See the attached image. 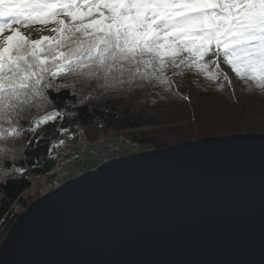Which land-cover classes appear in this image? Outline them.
Masks as SVG:
<instances>
[{
    "label": "water",
    "instance_id": "95a60500",
    "mask_svg": "<svg viewBox=\"0 0 264 264\" xmlns=\"http://www.w3.org/2000/svg\"><path fill=\"white\" fill-rule=\"evenodd\" d=\"M0 264H264V134L115 156L33 199Z\"/></svg>",
    "mask_w": 264,
    "mask_h": 264
},
{
    "label": "snow or ice",
    "instance_id": "6c2138e0",
    "mask_svg": "<svg viewBox=\"0 0 264 264\" xmlns=\"http://www.w3.org/2000/svg\"><path fill=\"white\" fill-rule=\"evenodd\" d=\"M33 24L51 34L29 38L21 29ZM220 63L264 90V0H0V142L40 124L51 129L44 140L59 135L55 121L67 103L39 119L33 114L54 106L55 90L73 82L81 100L86 89L94 99L149 86L173 92L168 69L228 81ZM24 141L0 147V175L8 177L9 162L29 161L25 151L42 146L30 134Z\"/></svg>",
    "mask_w": 264,
    "mask_h": 264
},
{
    "label": "trees",
    "instance_id": "16d2710c",
    "mask_svg": "<svg viewBox=\"0 0 264 264\" xmlns=\"http://www.w3.org/2000/svg\"><path fill=\"white\" fill-rule=\"evenodd\" d=\"M210 71L215 73L216 67L212 66ZM168 76L174 81L173 92L164 91L163 85L156 88L149 86L134 95L117 93L99 99L92 98L93 94L86 89L84 96L87 98L81 100V86L73 82L69 89L61 87L55 90L53 95L56 92L60 95L54 106L33 115L39 119L42 113L57 110L67 103L63 117L55 121L56 127L69 129L78 141L81 137L98 142L105 135L119 136L126 144L117 155L129 154L130 146L137 147L135 151L139 152L206 136L264 133V90L257 89L252 82L245 84L238 78V85L234 88L229 79L208 80L195 70L186 68L177 70L176 75H173L172 69H168ZM56 82L63 84L66 81L58 78ZM68 92H73L74 101L67 95ZM178 120H186L187 124L179 133H170L168 127ZM50 131L48 124L35 125L31 133L25 132L19 138L0 142V147H12L13 142L24 143V136L30 134L42 145L35 151H25L24 155L30 157L29 161L9 162L7 166L11 174L8 177L0 175V247L19 215L16 207L26 209L34 199V196L25 195L28 190L35 186L41 195L45 192V185H40V181H51L58 173H52L57 168L53 152L59 153L62 143L58 140L60 134L51 135L50 141L44 140ZM57 141L59 144H56ZM53 142L55 144L51 148ZM82 155L76 159L82 161ZM75 161L72 165H75ZM0 166H3L2 158ZM14 169L26 171L21 175ZM68 177V174L64 176ZM5 180L8 181L6 185Z\"/></svg>",
    "mask_w": 264,
    "mask_h": 264
},
{
    "label": "rangeland",
    "instance_id": "374dc122",
    "mask_svg": "<svg viewBox=\"0 0 264 264\" xmlns=\"http://www.w3.org/2000/svg\"><path fill=\"white\" fill-rule=\"evenodd\" d=\"M52 25H49L48 28H51ZM21 31L28 36L31 39H40L44 35H50L51 33L44 28L40 24H33L27 28H22ZM219 68L225 73V75L228 77L229 81L231 82L232 86L235 88L238 85V77L235 76L234 71L230 70V66L225 63H220ZM53 111L48 110L40 115L42 117L43 115H46L48 112ZM187 124L186 120H178L176 122H173L168 127V131L170 133H179ZM67 129V128H65ZM70 132L69 129L60 133L59 141L62 142V144L59 145L60 152H53V155L56 157V167L53 169L52 173H57V175L54 177L53 180L48 181L47 179H43L40 181V185H45L44 190L41 195L45 194L46 192L60 186L61 183L66 181L70 177L78 176L83 173H85L87 170L91 169V165L97 166L99 163L108 160L115 156H121L117 155L119 151H121L122 146L126 143L123 142L122 138L117 136H111V135H105L99 140L98 142H90L84 137H81L79 141L76 137L73 138V134ZM264 134V133H263ZM174 135V134H172ZM113 143L112 149H110V144ZM54 142L51 143V148L54 146ZM56 144H59L57 141ZM127 145H130L128 143ZM130 153H135L138 151H135L137 147L130 146ZM147 150L143 149L142 151ZM140 152V151H139ZM84 159L82 161H78L76 159L78 156H83ZM126 155V154H124ZM76 159V161H75ZM75 161V165H72ZM75 168H79L75 170ZM68 174V178H64V176ZM51 175V174H50ZM49 176V175H48ZM64 178V181L61 182V180ZM50 180V178H48ZM54 181V182H53ZM50 182V183H48ZM48 183V184H47ZM31 195L35 198L40 197L41 195L38 194V190L35 186H33L25 195ZM24 210V208L17 206L16 211L21 213Z\"/></svg>",
    "mask_w": 264,
    "mask_h": 264
},
{
    "label": "built area",
    "instance_id": "2783aa9c",
    "mask_svg": "<svg viewBox=\"0 0 264 264\" xmlns=\"http://www.w3.org/2000/svg\"><path fill=\"white\" fill-rule=\"evenodd\" d=\"M53 111H55V110H53ZM109 144H110V145H109V146H110V149H112V145H113V143H109Z\"/></svg>",
    "mask_w": 264,
    "mask_h": 264
}]
</instances>
